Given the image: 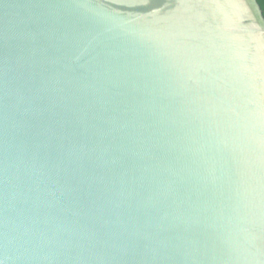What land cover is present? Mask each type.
I'll return each instance as SVG.
<instances>
[{"label": "water", "instance_id": "1", "mask_svg": "<svg viewBox=\"0 0 264 264\" xmlns=\"http://www.w3.org/2000/svg\"><path fill=\"white\" fill-rule=\"evenodd\" d=\"M0 264H264L258 0H0Z\"/></svg>", "mask_w": 264, "mask_h": 264}, {"label": "trees", "instance_id": "2", "mask_svg": "<svg viewBox=\"0 0 264 264\" xmlns=\"http://www.w3.org/2000/svg\"><path fill=\"white\" fill-rule=\"evenodd\" d=\"M264 12V0H258Z\"/></svg>", "mask_w": 264, "mask_h": 264}]
</instances>
